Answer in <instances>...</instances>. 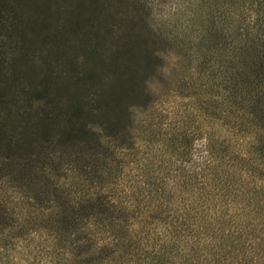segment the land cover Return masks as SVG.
<instances>
[{
    "label": "trees",
    "instance_id": "1",
    "mask_svg": "<svg viewBox=\"0 0 264 264\" xmlns=\"http://www.w3.org/2000/svg\"><path fill=\"white\" fill-rule=\"evenodd\" d=\"M15 5L0 0V25ZM191 23L226 60L216 73L212 57L199 61L198 125L177 109L170 137L135 146L113 96L107 139L83 119L93 95L65 107L45 89L0 88V264H19L17 249L52 264H264V0H207ZM147 78L138 92L149 97ZM147 146L156 168L140 162Z\"/></svg>",
    "mask_w": 264,
    "mask_h": 264
},
{
    "label": "rangeland",
    "instance_id": "2",
    "mask_svg": "<svg viewBox=\"0 0 264 264\" xmlns=\"http://www.w3.org/2000/svg\"><path fill=\"white\" fill-rule=\"evenodd\" d=\"M8 1H15L16 7L5 12L17 19L0 25V88L15 83L32 91L45 89L50 93L46 100L65 107L86 105V96L93 95L83 119L103 125L106 130L99 126V131L107 139L108 101L116 97L131 113L130 118L122 115L120 122H125L126 138L130 131L134 135L135 146L146 143L148 134L170 137L182 121L177 109L198 125L194 115L203 94L196 90V80L192 82L194 72L203 58L219 63L215 73L226 60L222 48L210 53L200 29L191 23L192 13L205 9L207 0H41L29 7L27 0ZM119 73L126 76L114 82L113 75ZM144 78L150 85L149 97L138 92ZM89 106L100 109L92 114ZM197 143L195 147L201 144ZM137 153L143 169L156 168L151 146ZM22 251L17 249L10 259L52 264L45 252Z\"/></svg>",
    "mask_w": 264,
    "mask_h": 264
}]
</instances>
